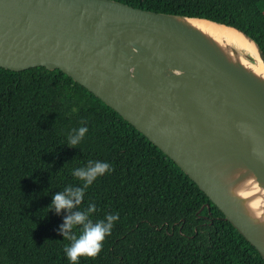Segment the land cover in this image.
<instances>
[{"label": "water", "instance_id": "95a60500", "mask_svg": "<svg viewBox=\"0 0 264 264\" xmlns=\"http://www.w3.org/2000/svg\"><path fill=\"white\" fill-rule=\"evenodd\" d=\"M36 66L61 70L132 124L264 259V52L254 38L118 0H0V67Z\"/></svg>", "mask_w": 264, "mask_h": 264}, {"label": "trees", "instance_id": "16d2710c", "mask_svg": "<svg viewBox=\"0 0 264 264\" xmlns=\"http://www.w3.org/2000/svg\"><path fill=\"white\" fill-rule=\"evenodd\" d=\"M118 1L234 25L264 52V0ZM84 125V138L69 146L66 137ZM89 160L111 171L80 205L57 213L52 196L83 186L71 170ZM89 202L93 222L105 213L119 219L100 253L79 264H264L175 162L84 86L59 69L0 67V264H69L58 228Z\"/></svg>", "mask_w": 264, "mask_h": 264}, {"label": "clouds", "instance_id": "9594fccd", "mask_svg": "<svg viewBox=\"0 0 264 264\" xmlns=\"http://www.w3.org/2000/svg\"><path fill=\"white\" fill-rule=\"evenodd\" d=\"M87 131V125L71 130V134L66 137L68 145H78ZM110 171V164L104 160H89L86 166L73 168L72 176L81 180L83 186L65 187L62 192H56L49 207L59 213L61 209L70 210L74 205H80L85 190L98 177ZM95 210L96 205L89 202L85 210H77L66 215L58 228L64 239L70 242L64 249L69 264H79L80 257L95 258L100 253L106 236L111 233L113 223L119 219L116 213H105L103 219L93 222L89 216ZM76 228L80 229L79 235L74 231Z\"/></svg>", "mask_w": 264, "mask_h": 264}]
</instances>
